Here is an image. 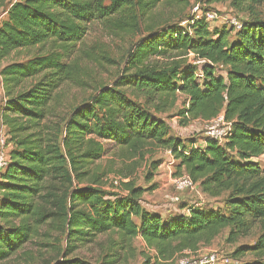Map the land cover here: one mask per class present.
Masks as SVG:
<instances>
[{"label":"trees","instance_id":"obj_1","mask_svg":"<svg viewBox=\"0 0 264 264\" xmlns=\"http://www.w3.org/2000/svg\"><path fill=\"white\" fill-rule=\"evenodd\" d=\"M220 1L227 0L206 3ZM249 1L231 0L237 8ZM188 5L189 0H0V118L11 146L0 173V263L42 226L61 233L65 242L50 264H118L135 238L154 250L155 260L167 261L209 244L224 229L230 239L246 236L259 222L255 243L232 256L248 253L252 260L243 264H264V19L251 17L229 42L226 31L210 30L203 18L185 14ZM94 22L115 34L136 33L126 67L72 107L62 126L52 125L50 104L74 79L77 45ZM31 50L30 58L15 59ZM189 53L199 65L186 60ZM219 65L226 77L215 73ZM177 93L188 98L178 112L183 120L223 114L230 123L224 145L205 137L196 146L169 134L158 115L174 107ZM104 142L119 147L124 159L146 150L170 151L174 176H188L211 199L223 196L222 208L183 206L179 210L188 214L163 217L142 206L145 191L133 181L121 183L120 192L105 189L106 173L94 167L108 152ZM160 164L151 161L147 179ZM106 234L116 239L99 262L72 256Z\"/></svg>","mask_w":264,"mask_h":264},{"label":"rangeland","instance_id":"obj_2","mask_svg":"<svg viewBox=\"0 0 264 264\" xmlns=\"http://www.w3.org/2000/svg\"><path fill=\"white\" fill-rule=\"evenodd\" d=\"M13 2L14 0H6ZM198 6L201 10L214 11L218 15V24L209 25L213 30L218 27V31L228 33L227 40L232 42L235 39V32L231 27V21H236L243 25L251 17L264 19V0H251L241 7H234L231 0L206 3V0H189V5L185 9V14L193 15V8ZM185 26V24H183ZM136 33L124 34L113 33L106 28V25L99 22L90 24L89 29L82 41L77 45L76 54L73 57L76 67L74 79L65 83L56 93L54 100L50 104L51 116L49 122L52 125L62 126L64 120L72 107L86 101L98 88L110 85L111 82L121 74L126 67L125 56L132 49L137 40ZM35 54V50L19 54L15 59L22 61ZM188 62L199 65L200 62L194 54L187 55ZM2 63L0 67L3 65ZM226 68L216 66L215 73L226 77ZM127 93H130L128 91ZM3 89L0 83V112L3 105ZM188 98L177 93L174 107L165 114L158 115L165 120L169 127V134L185 142H194L196 146H203L206 132L209 126L208 121L183 120L178 116V112L187 108ZM6 132V129H5ZM107 154L95 164L98 172H105V189L112 192H120V184L126 181H133L136 186L144 189L141 204L149 210L167 216L171 212H178L180 207L191 205H203L207 208H222L223 196L211 199L203 194L199 188L193 191L177 192L171 178L178 173L171 168L166 169L169 155L167 151L160 149L146 150L145 155H135L130 159H124V152L111 142H104ZM9 145L7 144V151ZM11 148V146H10ZM151 161H160L157 173L147 179ZM257 160H254L256 162ZM261 161V160H258ZM264 167V163H260ZM129 172L130 177L122 178V174ZM171 172V175H170ZM155 173V172H154ZM188 214L187 209L182 210ZM261 233V225L255 222L246 236H238L234 239L229 237V229H224L209 244H200L194 251H183L175 255L170 260H155V252L149 249L140 238H135L131 242L130 249L123 255V260L118 264H177L178 260L185 258L192 264H209L210 259L220 261L227 259V264H243L252 260L250 254L235 258L234 251L242 246H251L255 243ZM113 235H101L95 243L84 246L76 250L72 256H78L91 262H99L105 252L109 249V241L115 240ZM65 249L64 238L61 233L42 226L36 237L26 244L16 255L0 264H50L52 259Z\"/></svg>","mask_w":264,"mask_h":264},{"label":"built area","instance_id":"obj_3","mask_svg":"<svg viewBox=\"0 0 264 264\" xmlns=\"http://www.w3.org/2000/svg\"><path fill=\"white\" fill-rule=\"evenodd\" d=\"M193 16L195 19L203 18L209 25L218 24V15L214 11L201 10L198 6L193 9ZM185 24V22L183 23ZM231 27L236 32L241 28V24L236 21H231ZM197 77H201V71L197 72ZM1 79V77H0ZM209 126L206 132V138L215 141L218 145H224L226 142L229 132L230 123L226 122L222 113L209 120ZM0 129V173L5 168L8 162V151H7V135L5 132V127L1 125ZM169 158L167 160L166 169L169 171L171 168L174 169L176 161L170 151H167ZM171 175V172H170ZM171 183L177 192L193 191L197 189L196 184H194L191 179L186 175L172 176ZM227 259H221L220 261H213L210 259L209 264H227ZM177 264H192L189 260L182 258L178 260Z\"/></svg>","mask_w":264,"mask_h":264},{"label":"crops","instance_id":"obj_4","mask_svg":"<svg viewBox=\"0 0 264 264\" xmlns=\"http://www.w3.org/2000/svg\"><path fill=\"white\" fill-rule=\"evenodd\" d=\"M4 16H5V13H3V12H1L0 11V21L4 18ZM2 67V66H1ZM1 67H0V69H1ZM0 83H1V79H0ZM1 113V112H0ZM0 117H1V114H0ZM1 118H0V129H1ZM203 145H204V142H203ZM9 148L8 149H10V145L8 146ZM158 171L156 170L155 171V174L157 173ZM178 211H181V212H183L182 210H178Z\"/></svg>","mask_w":264,"mask_h":264}]
</instances>
